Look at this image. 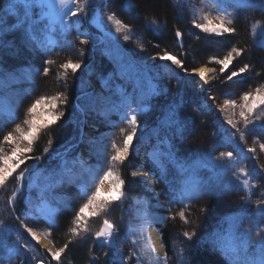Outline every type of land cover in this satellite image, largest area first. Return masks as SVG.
Wrapping results in <instances>:
<instances>
[{
  "label": "rangeland",
  "instance_id": "1",
  "mask_svg": "<svg viewBox=\"0 0 264 264\" xmlns=\"http://www.w3.org/2000/svg\"><path fill=\"white\" fill-rule=\"evenodd\" d=\"M178 1L183 12L182 21L186 22L188 30L193 31V33H189V36L196 39L195 33H200L206 37L207 41L211 42H216L220 36L210 35L196 29L193 21L201 24L211 21L213 25H218L223 19L225 27H233L234 17H238L237 15L240 13H246L247 10L248 13L252 11L256 15H260L263 12L254 7L245 9L237 7L242 2L255 3L253 1L256 0H249L250 2L247 0ZM6 3L14 4L15 9L11 13L0 12V16H3L4 19L3 32L0 34V40L3 42L0 46V155L11 153L14 145L5 142L3 136L11 132L14 139L19 137L21 133L16 131L17 124L20 125L24 134H27L29 126L25 121L33 118V114L28 112V108L40 97L59 96V99H63L65 103L60 104L57 100V109L53 111L63 112L65 110V116L72 120V124L75 113L73 107L77 106L80 112L88 115L89 117L85 121L84 136H87L86 138L89 140L87 141L85 138L78 152L72 156V159L67 160L66 165H62L65 158L60 159L61 165L57 166L60 158L57 156L58 144L49 142L51 139L48 137L49 140L46 139L48 148L50 150L54 148L52 153L56 149V153L49 158L51 159L50 166L41 168L42 172L33 171L40 161L43 162L48 158L40 161L28 159L20 165L18 169L27 170L25 176H29L30 179L25 181L24 186L21 184L16 187L15 191L22 197L28 196V206L23 211L21 218L15 220H11L10 213L0 208V231L2 230L5 234L3 237L0 236V264H21L23 256L20 249L15 246L17 242L26 248L23 253L28 259L27 264H44L38 259H32V263L30 262L31 258L37 256L30 251L32 248L28 246V242L39 244L40 238H45L53 246L52 252L63 248V245L59 243L64 240H59V242L58 236L50 231L54 216L59 212L70 214V231L66 242L74 244L79 242L84 248L100 243L96 241L94 234L100 230L103 220L106 218L117 225L119 235L113 240L112 245L117 248L123 261L129 262V264H173L174 258L167 256L165 249L162 256H157L153 252L147 240L148 225L150 224L158 230V227L162 228L165 222L160 218L167 217L179 228L190 227L195 223L196 220L192 216L191 218L190 216L181 218L179 213L187 212L182 211L184 207H188L189 212H192L205 198L194 200L187 198L190 196L191 190L186 182L177 183L176 188H172L175 194L164 182L167 175L170 178L176 175L185 177L191 172H196L190 166H200L197 169V174L211 178L212 183H218L217 180L221 178V175H218L217 178L211 177L212 169L217 172H225L224 182L228 179L240 187L237 194L225 191L226 194L221 195V197L232 199V208L209 210L208 217L205 213L202 215L205 216L202 221L197 220V227H201L205 221L206 225H209L208 228H212V225L208 223L212 216L220 214L235 216L237 222L233 224L234 231L229 236L219 237L221 242L216 243L220 248V253L228 261V264H259L261 259L259 242L264 239V218L260 211L264 207V149L261 148V145L264 144V105L258 104L248 115L249 124L247 127L244 118L240 116L242 110L247 114V109L242 106L252 102L251 99L249 101L242 99L245 93H251L253 97L257 95V89L264 93V84H262L259 75L255 72L245 71L229 81L227 75L231 73L227 74V69L222 73L221 65L217 62L223 58L215 57L212 61L215 62V67L214 63L210 64L214 67L212 86L210 89L204 87V91H200L202 89L200 80L194 79L193 82H188V72L191 70L186 69L185 71L184 68H178L170 61H161L155 51L153 52L143 45L145 42L142 41L134 27L126 25V28L121 27L120 31H117L115 23L107 19L110 13L113 14L111 8L113 0H74L63 9L60 8L58 0H41L40 4L33 3L31 8H26L20 0H0V9L4 8ZM77 4L81 5V12L76 17H72L69 13L67 19L63 20L61 12L67 13L69 8H74ZM26 16L30 19H26ZM21 21L23 22L21 23ZM68 21L71 23L68 24ZM122 25L124 24L122 23ZM125 35L129 36L127 41L124 40ZM181 39V45L178 44V40L176 42L180 48L184 44L182 36ZM82 40H88L89 43L82 44ZM68 41L74 42L73 47L69 52L67 49L62 52L63 59L64 63L68 61L80 63L81 67L75 73L71 69L54 68L52 64L55 59L39 60L45 49L50 48L51 51L59 43H69ZM216 47L217 49H211V54L223 56L225 54L223 46ZM87 48L90 51H87ZM165 52L176 56L181 61L184 57L178 52L167 50ZM87 53L90 54V60L85 61ZM225 56L227 55L225 54ZM154 57L156 59H153ZM199 66H207V63H202ZM45 67L49 69L48 74L44 73ZM218 72L221 75L216 80L214 74ZM244 74L252 82L251 91L243 87L245 85L242 84ZM47 77L51 83L57 82L58 87L51 89L50 86H47L44 81ZM194 83L199 92H202V95L207 97L210 102L204 107L201 106L209 111V113L204 112L201 117L198 114L201 110L194 103L196 94ZM71 84H73L72 89L82 96L79 98L76 95L74 101L76 105L66 97L67 87ZM178 85L181 86L180 91L184 100L177 105V115L173 119L178 117L182 121L186 120L187 127L180 126L177 130L176 125L160 126L153 131H147V127L155 121L153 116L157 115L156 109L164 110L167 102L175 100ZM142 89L152 92L147 91L142 94L140 92ZM88 96H90L89 99ZM78 99L82 100V105L78 103ZM226 99L235 101V106L225 105ZM184 104H187L186 108L183 107ZM133 114L137 115L138 131L133 134L129 149L139 142L142 158L145 162L151 164L154 162L155 167L160 171V179L154 177L153 182L150 183L147 179L142 178L145 187L143 191L131 197L124 193L122 202H110L106 215H93L92 207L86 208L84 218L79 225L75 224L76 212L81 205L86 203L87 197L95 191L97 184L100 187L101 198L111 194L109 181L105 180L108 189L104 190L101 187L100 177L103 176L104 171L111 169L113 176L120 178L118 169L120 162L110 159L114 154L112 145L115 143L118 147H123L124 137L131 131L128 118ZM196 114L199 115L201 121L206 122L205 126L210 123L209 121H212L210 114L219 115V120L223 123L221 132L213 138L214 142H210L212 138L203 140L205 144L200 145L202 150L192 149L190 144L192 141L190 133L199 127L192 122ZM35 118L37 123H46L50 118L47 106L38 105ZM59 120L55 123H58ZM229 120L232 121L231 124L228 123ZM51 126L40 130L33 146L42 135L43 137H45V133L46 136L49 135L47 130ZM241 133H243V138H241ZM185 137L186 140H183ZM17 142L21 147H27L26 141ZM99 142L103 144L102 147ZM206 144L210 145L208 149H206ZM97 146L101 148H96ZM104 149H107V157L102 163L99 162L97 152ZM81 151L83 154L80 156ZM228 152H232L231 157L221 156V153ZM31 153H28L30 157L44 155V152ZM207 162L210 163L207 164ZM53 169H55L56 176L50 179ZM69 169L77 171L70 173ZM135 173L140 174L138 170ZM70 178H72L73 185L69 187L70 191H65L66 188L63 186L66 185L63 182L70 181ZM154 182L159 184V189L153 188ZM245 182L247 183L245 184ZM73 200L76 203H73ZM170 200L175 202L169 203ZM69 207L73 208L69 209ZM36 218L51 221L44 225ZM226 220L222 219V223H225ZM73 227H77L78 234L71 232ZM28 228L32 229L37 239H33L28 233ZM222 228L227 231L226 223L221 226L220 230ZM237 234L242 238H238ZM180 235L182 232L178 230L174 235L175 242L171 241L170 247L173 251H177L176 241L179 240ZM206 245L210 246V243L208 242ZM211 245L216 246L214 243ZM43 250L51 258L47 264H51L53 261L64 262L63 253L59 259H54L51 251ZM11 251L13 256L17 255L16 259L11 257ZM29 257L31 258L29 259ZM125 257L127 259H124Z\"/></svg>",
  "mask_w": 264,
  "mask_h": 264
},
{
  "label": "trees",
  "instance_id": "2",
  "mask_svg": "<svg viewBox=\"0 0 264 264\" xmlns=\"http://www.w3.org/2000/svg\"><path fill=\"white\" fill-rule=\"evenodd\" d=\"M247 1L250 2L249 0ZM253 2L257 4V6L254 8L263 11H260V15H256L255 12L252 11L248 13L247 10L246 13H240L237 15L239 17L238 20V17H234L235 24L232 27L234 29L233 33L218 37L216 42L206 41L207 44L202 39L204 36H202L200 33H195L197 36L196 39L189 36V33H193V31L188 30L186 22L182 21L183 12L180 8L178 0H113V5L111 8L113 10V14L116 16V19L120 20L124 25L134 27L138 31L142 41L145 42L143 43L141 41L143 45L150 48L153 52L155 51L157 55L165 52V50L183 54L184 57L182 58V62L184 63V69L191 70L202 63L215 64V62H212L213 57L224 58L225 54L228 55V53L232 51L233 48H236L242 50L241 55L236 56V54L233 53L232 63L229 65L226 73L228 74L232 71H238L239 68L247 64L249 67L246 71L251 73L255 72L261 78L262 84H264V46H261V42L264 41V8L258 5V0ZM242 4H245V2H242ZM245 8L246 7H244V9ZM250 10H252V8H250ZM177 30L182 32L184 43L182 48L178 47L176 43L177 39L174 37V34ZM256 39L259 41V43ZM68 42L69 43H59V45L54 46L51 51L50 48L45 49L42 51V57L39 60L41 61L45 58L55 59L52 66L54 68L61 69V65L64 64V56L62 52L65 49H67L69 52L70 48L73 47L74 42ZM219 45L223 46L225 54H223V56L214 53V55L211 54V49H217L216 46ZM87 51L90 50L87 48ZM88 60H90L89 53H87V58L85 61ZM220 75V72L216 74V80L220 78ZM244 80L242 81V84H245L243 87H246V90L251 91L253 88L252 82L246 78L245 74ZM44 81L47 83V86H50L51 89L58 87V83H51L48 77L45 78ZM72 87L73 84L69 85L67 87L66 93V97L70 102H74L77 94V91H74ZM36 91L39 90L36 89ZM176 95L177 97L174 101L166 103L164 110L162 108L156 109L157 115L153 116V120L155 119V121L147 127V131H153L155 128L162 126V122L166 119L170 111V106H174L177 109V105H179L180 102H183L184 99L181 98V95ZM78 103L82 105L83 102L82 100L78 99ZM186 106L187 104L183 105L185 108ZM73 108L75 110L73 124L71 119L66 118V112L64 110V115L62 118H60L58 123H55L47 130L49 135L46 136L45 133V137L42 135V137H40V139L35 142L34 146H32V150H34L32 153L30 152L31 154L44 152V149L48 148L46 139L49 140V137L51 139L49 142L52 144H58L57 153L62 152L64 154L62 158H59L57 166L61 165L60 159L66 158L65 161L70 158L72 159V156L75 155L79 146L84 143V140L87 137L81 135L79 131L81 124V112L77 106ZM207 112L209 113V111ZM203 113V111H199L198 114H200L201 117ZM198 114L194 115L192 122L194 125L197 124L199 127L197 130L193 129V131L190 133V135H192V141H190V144L192 145V149L202 150L200 145L205 144L203 140H206V138H212L210 142H214V135H216L218 128L220 125H222V123L219 120V115L214 114L213 116L210 114L212 121L207 120L210 123L205 126L206 122L201 121V118ZM86 139L87 141L89 140L88 138ZM138 143H136L135 146L130 147L129 155L126 157L125 161L120 162L118 165L120 179L125 181L123 192L128 197H131L132 195L145 189L142 183V177L138 174L136 177H133V173H135V171L139 170L148 172L160 179V171L157 167H155L154 162L151 164L149 162H145L142 158V149L138 146ZM69 144L73 145V147H71L68 152H65V149L69 146ZM99 144L102 147L103 144L101 142H99ZM206 145V149H208L210 145ZM100 146H97L96 148H101ZM51 149V151L54 150V148ZM100 151L97 152L98 158L99 162L103 163L104 159L107 157V149ZM54 153H56V149ZM48 160L49 163H47ZM208 163L210 162H207V164ZM50 164L51 159H44L43 162L40 161V163L36 165V168H34L33 171L37 170L42 172L41 168L49 167ZM62 165H64V162ZM55 166L56 162L54 168ZM199 167L200 166H190V168H193V171L196 172H191L190 174L185 175V177H177L176 175L170 178L169 175H167L165 178L166 180H164V182L171 187H169V190L171 189L170 191L173 194H175V192L172 191V188L175 189L177 183L181 184L182 182H186L188 184L191 192L194 188L201 189L198 197L191 198L192 200L196 198H205L199 203V207L195 208L192 212H189L188 207L182 208V211H187L184 213V216H190V218L192 216L194 220H196L195 223L191 224L190 227L179 228L177 224L175 225L174 222L171 221L169 217H167L163 227H158V230L162 238L166 255L174 258L173 264H228V261L220 253V248L216 243L220 240L219 237L231 235V233L234 231L233 224H236L237 218L232 215L223 216L221 214L218 216H212L208 222L212 225V228H208L209 225H206L205 221L201 227H197V220L202 221V218H205V216L202 215L206 213L207 216L209 210L214 209L215 211L217 209L222 210L223 208H232V199L221 197V195L226 194L224 193L225 191L237 194L240 187L238 184H234L228 179H226L227 181L224 182L223 177H226L225 172H217L215 169L211 170V177L217 178L218 175H221V178L217 180V182L220 184L213 183L212 185L211 178L197 174V169ZM69 170L70 173H73L74 171V169L73 171L71 169ZM76 171L77 170L74 172ZM20 172H22V169L16 170L6 181L5 185L0 186V208L10 213L9 218H11V220L21 218L23 211L28 206L27 201H29L28 196L22 197L15 191L16 187L21 184L25 185L27 182L26 180L30 179L29 176H25L22 180H17L16 177L20 175ZM63 184L66 185L63 186L66 188L65 191H70L69 187L73 185L72 178H70V181L68 182H63ZM156 187L159 189V184H157ZM72 202L76 203L74 200ZM70 208L73 207H69V209ZM222 219H227L225 221L227 231L224 230L225 228L220 230L221 226L225 224L222 223ZM36 220L44 225L51 221L44 218H36ZM52 224L53 225L50 228L51 233L55 236H58V241L64 240V242L59 241L60 245H63L64 247L67 244L68 247L65 248V251L63 252L64 262L58 263L57 261H53L51 264H115V261L117 260L123 261L117 251V248L113 245L102 246L101 243H95L94 246L89 247L88 245V247L84 248L81 247V243L79 242H76L75 244L68 241L66 242L65 240H67L69 237L70 231V214L68 212H59L58 214H55ZM178 230L182 232V235H180L179 240L176 241L177 251H173V249L170 247L171 241H174V235ZM185 231L189 233H195L191 240H188L183 236ZM3 234L4 232L1 230L0 236L3 237ZM236 236L238 238L241 237L239 234ZM208 242L210 245L214 243L216 246L214 247L211 245L212 247H208V245H206ZM220 242L221 241H219V243ZM15 246L18 247L22 253L23 258L21 264H27L28 259L23 253L26 248H24L18 242L17 245L15 244ZM28 246L32 248L30 251L34 252L37 256L36 258L29 257V259L31 258V263L32 259H38V261H42L44 264H47V261L51 259L50 255L36 244L28 242ZM10 254H12L11 257H13V259L15 256H17H13L12 251ZM123 264H129V262L123 261Z\"/></svg>",
  "mask_w": 264,
  "mask_h": 264
},
{
  "label": "snow or ice",
  "instance_id": "3",
  "mask_svg": "<svg viewBox=\"0 0 264 264\" xmlns=\"http://www.w3.org/2000/svg\"><path fill=\"white\" fill-rule=\"evenodd\" d=\"M20 2L24 3L26 8H31L33 3L40 4L41 0H20ZM74 0H58V4L60 5V8L63 9L65 6H67L70 3H73ZM258 5L262 8H264V0H258ZM256 3H245V4H239L237 7H256ZM15 9V5L11 3H6V6L2 9H0V12H6L11 13ZM82 7L81 5H76L74 8H69L68 12H61V18L63 20L67 19L68 14L72 17H76L79 12H81ZM26 19H30V17H25ZM107 19L109 21H113L116 25L117 31H120L121 27H127L126 25H122V22L115 18L114 14H109ZM23 21H21L22 23ZM71 21H68V24H70ZM3 24L4 19L3 16H0V34L3 32ZM193 25L196 29H200L202 32L214 35V36H224L225 34H230L234 32V29L231 27H225L223 19H221V22L218 25H213L211 21L201 24L196 23L193 21ZM177 38H180L182 36V33L177 30L175 33ZM129 39V36L125 35L124 40L127 41ZM2 40H0V46H2ZM82 44L89 43L88 40H82ZM261 46H264V41L261 42ZM240 49L233 48L232 51L228 53L227 56H225L222 60L217 61L220 65V71L222 73L225 72L226 69L229 68V65L232 63L233 60V53L236 54V56L241 55ZM158 58L161 61H170L171 64L177 66L178 68H184V63L178 59L176 56L169 54L168 52H164L162 55L158 54ZM153 59H156L155 57ZM215 59V57H213ZM64 69H71L72 72H76L77 69L81 67L79 62L73 63L71 61H68L61 65ZM248 65L245 64L243 67L239 68L238 71H232L230 75H227V79L231 81L234 77H238L240 74H243L247 69ZM186 71V69H185ZM209 71L208 69L201 67L199 69H193V72L198 73L199 78L201 81L204 82V84L207 83L205 77L206 73ZM49 69L47 67L44 68V73L48 74ZM203 87V84L201 85ZM181 86L178 85V95H181L182 93L180 91ZM244 101H249L251 99V103H246L243 105V108L247 109V114L245 111L240 112V116L244 118L245 126L249 124L248 115L253 112V109L257 107L258 104L264 105V93H261L259 89H257V95L255 97L252 96L251 93H245L242 97ZM57 100H59L60 104H64L65 101L63 99H59V96H53V97H40L35 102L31 104V106L28 108V112L33 114V118L31 120H26L25 123L28 124L29 130L27 131V134H24V132L21 130V127L19 124L16 125V131L20 132V136L17 138H13V134L11 132L7 133L3 136V140L5 142L12 143L14 146L12 147V151L10 154L7 155H0V186L5 185L6 181L13 175V173L20 167V165L24 164L26 160L28 159H34L36 161H40L44 158H50L52 153L49 148L44 149V155L43 156H36V157H30L28 153L32 151V146L34 141L36 140L40 130L42 128H46L54 124L57 120L61 118V116L64 115L63 112L60 111H53L57 109ZM225 105H233L235 106V101L226 99L224 101ZM38 105H44L47 106L49 109V119L45 122L37 123L35 118V113L37 111ZM177 115V109L174 106H170V111L166 117V119L162 122V126L164 127H171L173 125L177 126V130H179L180 126L187 127V121L186 120H180L178 117L176 119H173V117H176ZM128 123L131 125V131L128 132L123 140V147H118L115 143H113L112 148L114 149V154L111 155L110 159L114 162H122L125 161L126 157L129 155V145L131 144L133 140V134L138 131V122H137V115L133 114L130 118H128ZM229 124L232 123L231 120L228 121ZM235 127V125H233ZM123 131V129H121ZM241 138H243V133H241ZM17 141H26L27 147H21L20 143ZM163 142V141H162ZM73 147V145L69 144V146L65 149V152H68L70 148ZM261 148L264 149V144L261 145ZM249 151H252L249 149ZM63 153H58V157H63ZM227 155L228 157L232 156V152L228 153H221V156ZM64 164H67V161H64ZM27 171V170H26ZM26 171L20 172V175L16 177L17 180H22L25 175ZM56 176L55 169L52 170L50 173V179L54 178ZM137 173H133V177H136ZM144 179H147L146 176L143 177ZM109 181L111 185V194L108 197L101 198L100 196V187L99 184H97L95 191L91 193L87 197L86 203L80 206L79 210L76 212L74 223L79 225L81 220L84 218L85 209L92 207V214H102L106 215L108 211V204L110 202L114 201H120L122 202L124 197L123 188L125 185V181L120 179L119 177H114L113 172L111 169L104 171L103 176L100 177V183H103V181ZM247 182H245L246 184ZM201 189L194 188L187 198H194L198 197L200 194ZM210 194V190H209ZM175 202L174 200H170L169 203ZM262 218H264V207L260 209ZM179 215L181 218L184 217V213L180 212ZM163 220H166L167 218H160ZM187 222V221H185ZM28 233L31 234L33 239H37L36 234L32 231L31 228L27 229ZM71 232L73 234H78L77 227H73L71 229ZM95 239L96 241L100 242L102 246H108L112 245L113 240L119 235L117 225H115L113 222H111L109 219H104L102 226L99 231L95 232ZM195 235V233H189L185 231L183 233V236L187 238L188 240H191L192 237ZM260 253H261V259L259 260V264H264V239H261L260 242ZM68 245L66 244L63 248H59L57 251L52 252L51 255L54 259H59L61 253L65 251V248H67ZM155 251V249H153ZM107 255V254H106ZM124 259H127L126 257ZM115 264H123V261L117 260L115 261Z\"/></svg>",
  "mask_w": 264,
  "mask_h": 264
},
{
  "label": "bare ground",
  "instance_id": "4",
  "mask_svg": "<svg viewBox=\"0 0 264 264\" xmlns=\"http://www.w3.org/2000/svg\"><path fill=\"white\" fill-rule=\"evenodd\" d=\"M231 28H232V26H231ZM181 32V31H180ZM182 33V32H181ZM176 37V36H175ZM177 38V37H176ZM202 39L206 42L207 40L204 38V37H202ZM178 40V39H177ZM181 41H182V39H181ZM89 63V62H88ZM215 64H213V66H214ZM213 66H211L210 64H207V66H197V67H195V68H193V69H199V68H201V67H204V68H206V69H208L209 71H207V73H206V77H205V79H206V81H207V83L206 84H204V82L203 81H201L200 80V78H199V75H198V73H195V72H193V69H191V71L190 72H188V82H193V80L194 79H197V80H200L201 81V85L203 84V87H202V89L200 90V91H204L203 90V88L205 87V88H207V89H210L211 88V86H212V79H213V73H214V67ZM216 74L217 73H215L214 74V77H216ZM163 76H164V74H163ZM90 89V88H89ZM194 89H195V92H196V94H195V105H198L199 106V108H200V110L201 111H203V112H207V109H203L201 106H205V104H210V102L208 101V99H207V97H204L202 94V92H199V89L197 88V86H196V84L194 83ZM147 91H149V93H151L152 91L151 90H146V89H142L140 92L142 93V94H145V93H147ZM206 92V91H205ZM210 93H212V92H210ZM79 98H82V96L80 95V94H76ZM199 96V97H198ZM90 98V96H88V99ZM132 101H133V99H131ZM75 101V100H74ZM89 116L88 115H85V114H83L82 113V111H81V124H80V128H79V131H80V134H84L85 133V130H86V125H85V121L87 120V118H88ZM66 118H68V117H66ZM115 119H116V117H115ZM222 123V122H221ZM223 124V123H222ZM222 125H220L219 126V128H218V132L216 133V135H214V137H217L218 135H219V133L221 132V129H222ZM183 140H186V137L183 139ZM83 154V152L81 151L80 153H79V155L81 156ZM139 173L140 174H143L144 176H146L147 177V180H148V182H153V179H154V177H156V176H154V175H152V174H150V173H146V172H143V171H139ZM213 184V183H212ZM156 185H157V183L156 182H154V184L152 185L153 186V188H155L156 187ZM101 187L104 189V190H106V189H108V184H107V182L106 181H103V183H101ZM148 237H147V240L149 241V243H150V245H151V248H152V250L153 249H155V251H153L157 256H162V255H164V247H163V244H162V241H161V237H160V234H159V232H158V230L154 227V226H152V225H148ZM39 246L41 247V248H43V249H47V250H49V251H53V246L51 245V243L47 240V239H45V238H40V240H39ZM208 247H211V245L209 246L208 245Z\"/></svg>",
  "mask_w": 264,
  "mask_h": 264
},
{
  "label": "water",
  "instance_id": "5",
  "mask_svg": "<svg viewBox=\"0 0 264 264\" xmlns=\"http://www.w3.org/2000/svg\"><path fill=\"white\" fill-rule=\"evenodd\" d=\"M176 33V32H175ZM176 36V35H175ZM178 39V44L181 45L182 41H181V37L180 38H177ZM37 246H39L38 243H36ZM40 247V246H39Z\"/></svg>",
  "mask_w": 264,
  "mask_h": 264
}]
</instances>
